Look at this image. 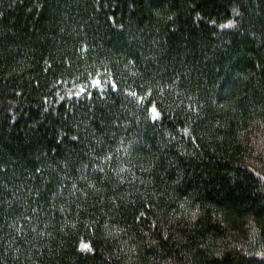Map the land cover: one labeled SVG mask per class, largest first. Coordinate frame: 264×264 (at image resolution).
Returning <instances> with one entry per match:
<instances>
[{
    "label": "trees",
    "instance_id": "obj_1",
    "mask_svg": "<svg viewBox=\"0 0 264 264\" xmlns=\"http://www.w3.org/2000/svg\"><path fill=\"white\" fill-rule=\"evenodd\" d=\"M0 264H264V0H0Z\"/></svg>",
    "mask_w": 264,
    "mask_h": 264
},
{
    "label": "snow or ice",
    "instance_id": "obj_2",
    "mask_svg": "<svg viewBox=\"0 0 264 264\" xmlns=\"http://www.w3.org/2000/svg\"><path fill=\"white\" fill-rule=\"evenodd\" d=\"M85 248H87L88 246L87 245H84Z\"/></svg>",
    "mask_w": 264,
    "mask_h": 264
}]
</instances>
